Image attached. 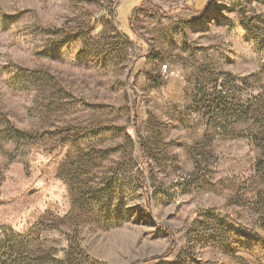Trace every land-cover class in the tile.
Segmentation results:
<instances>
[{
  "label": "rangeland",
  "instance_id": "rangeland-1",
  "mask_svg": "<svg viewBox=\"0 0 264 264\" xmlns=\"http://www.w3.org/2000/svg\"><path fill=\"white\" fill-rule=\"evenodd\" d=\"M0 264H264V0H0Z\"/></svg>",
  "mask_w": 264,
  "mask_h": 264
},
{
  "label": "trees",
  "instance_id": "trees-1",
  "mask_svg": "<svg viewBox=\"0 0 264 264\" xmlns=\"http://www.w3.org/2000/svg\"><path fill=\"white\" fill-rule=\"evenodd\" d=\"M133 12H134V10H133ZM133 120H134V123H135V121H136V115L134 114V118H133ZM136 133H137V130H136ZM135 178H136V180H137V182H139V175L136 173V175H135ZM205 212H209V213H213V212H215V210H213V209H207V210H204Z\"/></svg>",
  "mask_w": 264,
  "mask_h": 264
},
{
  "label": "built area",
  "instance_id": "built-area-1",
  "mask_svg": "<svg viewBox=\"0 0 264 264\" xmlns=\"http://www.w3.org/2000/svg\"><path fill=\"white\" fill-rule=\"evenodd\" d=\"M166 66H167V65H165V64L163 65V64H162L160 67H161V69L163 70V69H166Z\"/></svg>",
  "mask_w": 264,
  "mask_h": 264
}]
</instances>
